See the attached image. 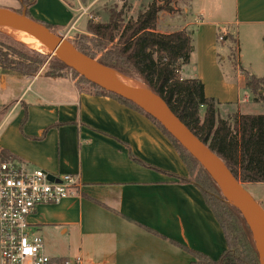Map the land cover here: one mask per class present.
Returning <instances> with one entry per match:
<instances>
[{
	"label": "crops",
	"instance_id": "crops-1",
	"mask_svg": "<svg viewBox=\"0 0 264 264\" xmlns=\"http://www.w3.org/2000/svg\"><path fill=\"white\" fill-rule=\"evenodd\" d=\"M1 1L55 31L69 34L77 25L64 0H34L28 8L23 1L30 0ZM200 2L198 22L208 34L202 55L206 66L216 70L221 29L224 39L227 33L235 37L240 73L245 71L241 63L254 62L261 66L256 77L264 78V0H216L214 20L206 23L211 11ZM169 16L158 14L156 32L170 34L190 25L169 26ZM188 66L181 77L200 79L205 96L224 104L207 92L204 72ZM239 80L244 86L243 76ZM12 91L18 93L14 100ZM1 151L28 169L80 179L77 195L39 206L30 218L51 258L80 257L83 264H189L193 258L179 246L212 260L226 248L199 189L178 181L188 172L169 139L146 116L110 97L80 91L66 79L0 70Z\"/></svg>",
	"mask_w": 264,
	"mask_h": 264
},
{
	"label": "trees",
	"instance_id": "trees-1",
	"mask_svg": "<svg viewBox=\"0 0 264 264\" xmlns=\"http://www.w3.org/2000/svg\"><path fill=\"white\" fill-rule=\"evenodd\" d=\"M88 0H80L85 4ZM172 0L158 3L154 0L136 18L127 17L130 10L125 5L105 8L102 20L88 19L85 33L76 35L73 47L99 65L124 77L142 83L148 91L159 98L166 107L197 137L244 186L264 184V113L261 115L232 114L227 118L219 116L218 103L205 96L200 79L181 77V72L189 65L193 50V39L186 30L170 34L156 32L160 12H171L168 5ZM34 0L23 1L28 8ZM21 14L22 11H17ZM25 15L34 20L26 12ZM48 28L49 24L34 20ZM224 35L217 31L218 38ZM230 40L227 33L225 39ZM235 51V52H234ZM231 56L237 54L230 49ZM236 59V58H235ZM234 59V60H235ZM48 69L40 73L51 79H64L66 71H71L74 86L88 88L87 93L107 96L146 116L172 143L180 160L185 165L188 176L179 178L180 183H191L201 192L205 204L219 224L226 243L225 250L217 260L179 246L193 260L189 264H259L250 227L236 209L222 195L216 183L199 163L175 140L156 120L131 102L106 92L88 82L69 69L56 57L30 50L24 45L0 33V70L23 77H34L47 61ZM244 88L255 103L264 104V78H258L241 69ZM42 138V137H41ZM132 157V156H131ZM14 159L5 151L0 152L1 162ZM133 160L138 162L132 157Z\"/></svg>",
	"mask_w": 264,
	"mask_h": 264
},
{
	"label": "rangeland",
	"instance_id": "rangeland-1",
	"mask_svg": "<svg viewBox=\"0 0 264 264\" xmlns=\"http://www.w3.org/2000/svg\"><path fill=\"white\" fill-rule=\"evenodd\" d=\"M64 1L72 9L75 18L78 19L77 25L75 28L71 29L69 34L67 31L55 30H52V33L63 39L65 43L72 45L76 35L86 34L85 25L90 15L95 16L94 18L99 21L103 18L102 13L105 8H109L111 6L120 8L125 5L126 7L130 8V10L126 12L127 17L136 18L137 15L146 10V8H148V6L154 0H88L85 4L81 3L80 0ZM157 1L160 3L163 2V0ZM223 1L226 3L228 0ZM171 3V5H168V7L171 9L170 13L172 16H169L166 23L169 26H173L175 28L182 27L187 23L190 24L186 27V31L192 36L193 50L190 56L188 69H192L196 72H204V74L207 76V80L205 81L207 92L213 93L219 98L225 100L224 104L221 106L218 104L219 115L223 116L221 118H227L236 113L241 115L263 114L264 104L255 103L253 101L252 95L246 91L242 83H240L239 76L243 75L240 73L238 67H236L237 61L235 59V54L233 58L230 53V49L235 50L236 40L234 35L229 34L230 40L228 42H218L215 52L216 70L213 72L208 65L206 66L202 56L204 47L208 42V34L206 32V28L201 30L202 26L201 24L199 25L198 22L197 11L201 6L200 0H172ZM204 5H206L211 11V14H207L208 17H204V22L206 23L209 22V19L214 20L216 0H204ZM0 8H7V10L11 11L18 10V8L13 3H5L1 0ZM185 9L188 10L186 14L183 13ZM0 33L4 34L3 32ZM48 62L49 60H47L41 66V68L36 73L37 75L44 73L48 69ZM241 65L246 72L254 76H256L255 73L258 72L261 67L258 63L254 62H247L246 65L241 63ZM64 79L67 80L68 85H74L70 70L66 71V77ZM222 81L223 83H226V85H229V87L225 88L222 84H220ZM242 81L244 84V79ZM221 88L223 89L221 90ZM81 89L84 91L88 90L86 86H81ZM17 94V92L12 91L10 94L11 100L12 98L13 100L16 99ZM244 188L264 212V184H248L244 185ZM46 254L51 256L47 246Z\"/></svg>",
	"mask_w": 264,
	"mask_h": 264
},
{
	"label": "water",
	"instance_id": "water-1",
	"mask_svg": "<svg viewBox=\"0 0 264 264\" xmlns=\"http://www.w3.org/2000/svg\"><path fill=\"white\" fill-rule=\"evenodd\" d=\"M0 25L23 28L26 33L51 49L50 57H56L69 69L104 91L131 102L163 126L216 183L223 197L240 212L252 232L258 253V263L264 264L263 210L224 164L185 127L159 98L151 94L150 91L151 97H144L132 92L125 84L115 78L114 75L120 74L87 58L78 52L73 45L65 43L63 39L52 33L48 28L29 19L24 12L19 14L0 8ZM94 65L98 68H95ZM224 191L235 195L236 202H230L224 195ZM255 232L262 240L263 246L261 249L257 246Z\"/></svg>",
	"mask_w": 264,
	"mask_h": 264
},
{
	"label": "built area",
	"instance_id": "built-area-1",
	"mask_svg": "<svg viewBox=\"0 0 264 264\" xmlns=\"http://www.w3.org/2000/svg\"><path fill=\"white\" fill-rule=\"evenodd\" d=\"M223 40L224 37L218 38V42ZM80 187L77 175L55 176L43 170L28 169L17 161L1 162L0 264H83L80 257L54 259L48 256L43 239L30 223L39 206L75 196Z\"/></svg>",
	"mask_w": 264,
	"mask_h": 264
},
{
	"label": "bare ground",
	"instance_id": "bare-ground-1",
	"mask_svg": "<svg viewBox=\"0 0 264 264\" xmlns=\"http://www.w3.org/2000/svg\"><path fill=\"white\" fill-rule=\"evenodd\" d=\"M0 32H3L7 37L24 45L30 50H34V51H37L43 54L52 53L49 47H46L39 40H37L33 36L26 33L23 30V28H12V27H5V26L0 25ZM94 67L98 68V66L96 65H94ZM114 76L119 82L125 84L129 89H131L132 92L142 95L144 97H151L150 92L142 83L132 80L130 78L124 77L122 75H114ZM224 195L230 202H236L235 195L227 191H224ZM255 239H256L258 248L261 249L263 244L257 232H255Z\"/></svg>",
	"mask_w": 264,
	"mask_h": 264
}]
</instances>
